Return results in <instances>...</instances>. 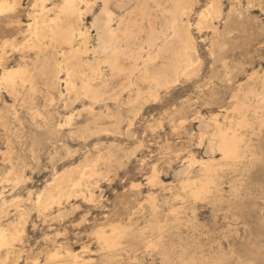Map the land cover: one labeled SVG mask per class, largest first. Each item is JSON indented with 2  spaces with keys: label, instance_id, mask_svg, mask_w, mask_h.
Here are the masks:
<instances>
[{
  "label": "rangeland",
  "instance_id": "1",
  "mask_svg": "<svg viewBox=\"0 0 264 264\" xmlns=\"http://www.w3.org/2000/svg\"><path fill=\"white\" fill-rule=\"evenodd\" d=\"M3 1L0 0V5ZM6 1L11 7L0 11V45L8 39L14 46L4 48L7 53L2 61L14 66L25 57L31 63L34 51L17 47L31 38L28 24L34 18L30 16L41 13L40 5L35 6L37 0ZM61 1L46 0L45 5L50 8ZM88 1L90 7L82 16V28H89L88 45L92 48L97 44V33L91 23L102 4L99 0ZM212 1L195 0L189 18L184 17V22L190 21V34L198 46L195 73L188 77L181 75L175 84L160 87L157 98L145 95L149 85L135 77L131 87L122 85L125 90L122 93L121 83L125 79L112 77L110 67L105 64L101 80L110 85L106 100L100 103L65 90L66 84H62L67 77L65 71L55 88L39 81L38 88L42 91L39 89L34 96L37 104L29 99L27 88L21 87L19 97L14 95L15 100L1 86L0 227L8 228L13 221L25 226V232L23 240L14 244L20 253L11 251L12 256L8 257L7 248L0 249V264H78L79 260V264H199V261L200 264H264V124H258L249 114L252 126L240 131L253 152L247 151L234 166L222 165L224 168L216 177L217 186H212L209 197L197 199L189 189L181 188L180 183L186 177L201 176L196 174L199 166L194 164L187 173L177 174L194 155L197 159L215 158L220 163V152L207 151L213 128L203 127L202 122H211L220 113L219 123L225 126L229 122V126L230 120L238 116L233 110L237 100L250 88H261L258 76L264 72V0H218L221 17L209 18L207 27L201 29L197 25L200 13ZM81 4L83 9L88 6ZM14 48L22 52L12 51ZM49 52L53 53L52 48ZM56 56L64 62L60 54ZM85 58L93 60V54ZM138 88L143 94L137 99ZM49 96H53V105ZM88 108L98 117L93 118ZM70 114L74 115L76 125L68 120ZM78 165L94 166L103 173L90 180L84 177L85 182L83 179L75 192L66 187L68 193L56 205L43 206L38 202L39 194L43 193L44 197L56 191L54 180L61 173ZM73 173L78 179V171ZM17 175L20 179H16ZM153 175L158 178L155 182L151 181ZM118 223L130 226L131 232L116 249L104 248L97 231L104 229L110 234L112 225ZM56 251L60 257L49 260ZM70 251L77 254L76 260Z\"/></svg>",
  "mask_w": 264,
  "mask_h": 264
},
{
  "label": "bare ground",
  "instance_id": "2",
  "mask_svg": "<svg viewBox=\"0 0 264 264\" xmlns=\"http://www.w3.org/2000/svg\"><path fill=\"white\" fill-rule=\"evenodd\" d=\"M37 1L38 2L35 6L37 7L40 5L41 13L37 14V13H35L36 12L35 11L34 12L35 14L33 13L34 16L33 15H32L33 17L30 16L31 19L34 18L33 22L28 24V27H29L28 30L31 33V38L30 37H29L30 39L27 38L28 40H25L24 42L18 44V47H17L19 50L22 49L23 51H27V52L28 51H30V52L34 51L35 58L34 59L31 58L32 59L31 63L29 60H28L29 61V63H28L26 61L27 58H25V57H22L21 62L17 63L14 66L8 65L7 62L3 63L2 60L5 58V53H7L4 50V48H6V46H8V45H11L13 48L14 43H13V41H10L7 39V40H4L2 42V44L0 45V48L2 50V53L0 54V67L2 65L1 68H3L1 70L2 72L0 74V88H1V86H5L7 88V91H9L8 93H11L13 96L17 95L19 97V95H18L19 89L21 87H25L24 89L26 90V88H27V92H28L27 95H28L29 99L34 101V96H36L35 94L39 93V92H37L40 89V87L38 88V86H40L39 81H41L48 88H55L61 80L60 75L62 74L63 71H65L67 77L63 81L61 80L62 84L63 83L66 84L65 90L68 89V91L75 93L76 97L78 95L84 94L83 98L85 96L86 98L90 99L93 103L99 102L102 100H106V97H105L107 94L106 89L110 85V82L101 80L102 75H103L102 65L105 64V66L108 65L110 67V70L112 71V77L113 76H115V78L121 77V78H124L126 80V81L123 80L124 82L121 83L122 91H123L122 85H123V87H125V86L131 87L132 85H134V82L132 79L135 77L136 80H140L141 82H144V83L149 85V88H148L149 91L147 92L148 94H145V95H150V96L157 98V95H159L158 89L160 87H163V86L167 87L170 84H173V83L175 84V82H177L179 80V77L181 75H185L188 77V76H191L192 74H194L196 71V67L199 63V56H198L199 54L197 53V47L198 46L196 47L194 38L190 34V31H191V29H190L191 24L189 23L190 21L188 20L187 22H184V17L189 18V15H190L192 9H194L193 4H194L195 0H99L101 2L102 6L100 8V11L94 16L93 21L91 23V27L95 28L96 33H97V36H96L97 37V44L95 46H93L92 48H90L88 45V44H90L89 43L90 42L89 41L90 40L89 28H85V27H84L85 29L82 28V26L84 24L82 16L85 14V10H87V8L90 7V4H89L90 2L88 0H62L59 4H57V5L54 4L55 6L50 7V8H48L45 5L46 0H37ZM81 3L88 4V6L86 5V9L85 8L83 9L80 6V5H82ZM35 6L33 7L34 9L36 8ZM9 7H11V4L5 0L0 5V11H3L4 9H7ZM115 10L117 11V13L115 12ZM37 11H38V9H37ZM221 11H222V9H220L219 1L218 0L212 1V3L208 7H206L205 9H203L201 11L199 23L197 25L200 26L201 29L204 27H207L206 25H207V22L209 21V18H212L214 16L219 17L220 13H222ZM31 14H32V12H31ZM86 16H87V13H86ZM220 17H221V15H220ZM113 22H115V25ZM214 24L215 23H213V25ZM33 37H35L34 40H33ZM51 48H52V52H53L52 54H50V52H49V49H51ZM13 50H16V49L14 48V49H12V51ZM9 51H10V49H9ZM18 52H22V51H17V53ZM57 53L60 54V57H63L64 62L59 60V58L56 56ZM89 53L93 54V60L85 58V56H87V54L89 55ZM11 54H12V52H11ZM7 55H9V54H6V57H7ZM21 55H22V53H21ZM23 56H25V55H23ZM61 60H62V58H61ZM257 73H256V76L259 75V74L257 75ZM258 77H259L260 82H261V88L260 89L250 88L248 90V92H246V94L244 93L245 94L244 97H242L241 99L239 98L237 100V102L235 103V105L233 107V110L238 113V116L236 119L230 120L229 126H228L229 122L227 120H226L228 122V123H226L227 126L226 125L224 126L222 123H219V121L217 120V116L221 115L220 113L218 115L216 114L213 117V120L211 122H208V121L202 122L201 125L203 127L205 126L207 129L209 127L213 128V132L211 133V137H210L209 143L207 145V151L208 152H215V151L220 152L222 155L221 161L223 163H221V161H220V163L217 162L215 160V158L210 159L209 156H208L209 159H207V160L206 159H197L195 157V155H194V157L192 156L191 158L188 156L190 158L189 164L188 165L186 164L187 166L182 168L179 172H177V174L179 175V174L187 173V170H189L188 168L192 167L194 164L199 166L198 170L196 171L197 172L196 174L201 173L200 177L197 176V179H193L190 177L187 178L186 176H183V177H186V179L183 180L182 183H180V184H182L181 188H183V190L189 189L190 193L192 194L191 196H194L197 199L209 197L208 195L212 192V186L213 185L217 186L216 183L218 180L216 181V179H217L216 177L218 176L220 169L224 168V167H222V165H225V166L226 165L227 166L233 165L234 166L235 164L240 162V160H242V158L244 156H246L247 151L253 152L250 149L251 147H249L248 145L245 144L246 143L245 142L246 141L245 140L246 139L245 134H243L240 131V129L241 128H248V127L252 126L253 121H251L250 117H248L249 114L253 115L252 116V117H254L253 119H256V122L258 124H260V125L264 124V116H263L264 115V72H263V74H261ZM121 78H119V79H121ZM249 78H251V77L249 76ZM135 83H136V81H135ZM251 85H253V84H251ZM242 86H244V83ZM42 87H43V85H42ZM255 87H256V85H255ZM246 88H247V86H246ZM132 89H134V88H132ZM25 90L23 91V93L25 92ZM56 90H58V88ZM40 91H42V89H40ZM119 91L122 92L120 89H119ZM124 91L122 93H124ZM242 93H241V95H242ZM40 94H41V92H40ZM62 94H63V92H62ZM111 94H110V96H111ZM137 94H138L137 95L138 96L137 99H138L143 94L141 88H138ZM52 95H54V94H52ZM0 96H2V94ZM24 96H25V94H24ZM119 96H120V94H119ZM16 97H15V100L18 98V97L17 98ZM20 97H22L21 94H20ZM70 97H71V95H70ZM76 97H74L73 100H75ZM80 98H81V96H80ZM83 98H81V99H83ZM117 98H120V97H117ZM133 98H135V97H133ZM24 99H25V97H24ZM127 99H128V97H127ZM137 99H136V101H137ZM22 100H23V98H22ZM45 100H47V103H48V99H44V102H45ZM49 100L51 103V101L53 100V96L50 97ZM40 101H41V99H40ZM76 101L77 100H75L73 103L75 104ZM109 101H111V100H109ZM53 102H54V100H53ZM130 102H131V100H130ZM47 103H45V104H47ZM53 104L54 103H51V105H53ZM14 106H15V104L13 105V107ZM16 106H17V104H16ZM133 106H134V104H133ZM69 107H70V105H69ZM88 107H90V106H88ZM90 108H88L87 109L88 111L87 110L86 111L89 112L91 115L95 114L96 112L95 113L92 112L91 111L92 108L91 109ZM93 109H94V107H93ZM82 110H83V108H82ZM35 111H37V109H35ZM38 113H39L38 115L41 114L40 112H38ZM227 113H231V112L228 111ZM83 114H85V112ZM101 114H102V112H101ZM104 114H107V113H104ZM15 115L17 116L18 114H15ZM91 115H90V117H91ZM95 115L94 116L92 115L93 118L98 117ZM112 115L109 114L107 116H112ZM73 116L74 115H71V114L69 116H67L68 120L69 121L73 120L72 119ZM40 117H42V116H40ZM78 117L81 118L80 116H78ZM86 117H88V116H86ZM226 117H228V116H226ZM93 118H92V120H93ZM89 119H91V118H88V121H89ZM55 120H57V118H55ZM96 121H97V119H96ZM74 122L76 125L77 121H74ZM35 123H37V121ZM39 124H37V125H39ZM83 124H85V123H83ZM83 124H82V126H83ZM97 124H98V122H97ZM62 126H64V125H62ZM95 126H97V128H98V125H95ZM69 127H67V128H69ZM40 128H38V129H40ZM57 128L59 129V127H57ZM61 129H63V128H61ZM39 132H40V130H39ZM39 134H41V133H39ZM45 134H46V132H45ZM61 134H63V133L61 132ZM42 135H43V133H42ZM202 135H203V133H202ZM47 136L48 135H46V137ZM251 136H252V134H251ZM45 138H44V140H45ZM7 146H8V144H7ZM216 152L214 154H216ZM255 154H256V152H255ZM8 155H10V153ZM250 155H252V153ZM256 157L260 158V156H256ZM256 159L257 158H255V160H254V158H253L254 161H256ZM6 160H7V158H6ZM9 163H11L10 158H9ZM254 163H256V162H254ZM22 164H23V162H22ZM22 167H23V165H22ZM13 169H12V172H13ZM23 170H25V169H23ZM76 171H78V173L80 174L78 179L76 177H74V175H73L74 174L73 172H76ZM101 172L102 171H98L97 168L94 166H92L90 168H88L87 165L86 166L85 165L84 166L78 165L74 168L72 166L71 170H65L63 173H61L59 175L58 180L57 179L54 180L55 182H57L56 189H55L56 191L53 190V192H55V193L48 192L44 197H43V193H41L42 195L39 194V197H38L39 201L38 202L40 204H42L43 206L48 205V204L51 205L53 203H55V205H56V203H60L62 197L65 196L66 193H68L66 187L73 188L74 189L73 192H75L76 188H78L82 185V182H83L82 180L84 179V177L85 178L87 177L90 180L91 178H93L97 175H100ZM8 173H10V172H8ZM188 173H189V171H188ZM8 176H9V174H8ZM16 179H20V176L17 175ZM11 180L13 181L12 178H11ZM157 180H158V178L156 175H153L151 177V181L155 182ZM84 182H85V179H84ZM48 184H50V183H48ZM213 188H214V186H213ZM89 191H90V189H89ZM42 192H44V189ZM76 193H78V192L76 191ZM210 196H212V195H210ZM89 198H91V194H90ZM68 199H69V197H68ZM3 201L6 203L5 200H3ZM19 204H22V203L20 202ZM156 204H154V205H156ZM55 205L54 206L52 205L53 208L55 207ZM17 206H18V204H17ZM39 206L41 207V205H39ZM42 207H41V209H42ZM21 215H22V213H21ZM24 227L25 226H23V225L18 226V223H14L13 221L8 225V228L0 227V249L4 248V247L7 248L8 252L6 251L7 252V253H5L6 256L9 257V254L11 255V251H13V252L16 251L15 253H17L18 249L15 248L14 244L16 241L19 242V241L23 240L22 236H24V235H22V233L25 232ZM9 228H11V229H9ZM160 229L161 228L159 227L158 230L160 231ZM131 230H132V228L130 226L118 223V224L112 225L110 234H108L107 231L104 229L98 230L97 234L99 236V240L102 241V243H103L102 245H104V248L116 249V247L120 246L121 240L124 237H126L131 232ZM153 244H156V243H153ZM158 247H159V245H158ZM119 249H120V247H119ZM18 252L20 253V251H18ZM58 252L56 251V253H53V254L50 253L51 255L49 256V260L53 261L54 259H56V257H58V255H59ZM69 253H71L70 256H72L73 258L77 256V254L73 255L72 251H70ZM113 253H115V252H113ZM110 254L112 255V252H110ZM59 257H60V255H59ZM113 258H114V256H113ZM74 260H76V259L74 258ZM199 262L201 263V261H199ZM12 263L15 264V262H11V264ZM60 263L62 264L63 262H60ZM79 263H80V260H79ZM194 263H195V261H194ZM202 263H203V261H202ZM203 264H205V263H203Z\"/></svg>",
  "mask_w": 264,
  "mask_h": 264
}]
</instances>
